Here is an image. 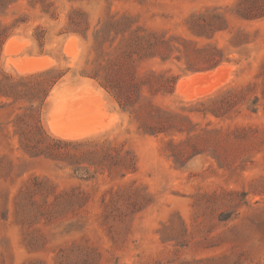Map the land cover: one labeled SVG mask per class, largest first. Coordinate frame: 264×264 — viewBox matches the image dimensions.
Here are the masks:
<instances>
[{
    "label": "rangeland",
    "instance_id": "rangeland-1",
    "mask_svg": "<svg viewBox=\"0 0 264 264\" xmlns=\"http://www.w3.org/2000/svg\"><path fill=\"white\" fill-rule=\"evenodd\" d=\"M45 1L0 10L19 22L0 71L57 80L33 110L0 97V264H264V0ZM29 112L136 170L30 155L14 124ZM34 177L60 207L27 192Z\"/></svg>",
    "mask_w": 264,
    "mask_h": 264
},
{
    "label": "trees",
    "instance_id": "trees-1",
    "mask_svg": "<svg viewBox=\"0 0 264 264\" xmlns=\"http://www.w3.org/2000/svg\"><path fill=\"white\" fill-rule=\"evenodd\" d=\"M20 0H0V10H6L10 5L19 2ZM32 7H36L39 2L42 3V9L49 12V4L45 0H27ZM247 1L257 0H241V4ZM19 25L18 20H15L11 25L0 24V50L5 43L6 39L10 36V30ZM117 25L118 32H122L124 38L125 34L130 31L128 48L134 47L138 41L146 39V35L140 32L139 28H132L129 20L115 24ZM132 51V50H131ZM130 51V52H131ZM139 53V52H138ZM53 69H46L43 71L35 72L29 75H22L14 77L3 71H0V97H4L9 101L3 105L14 104L21 100H27L31 103L30 109L33 110V102L40 101L43 104L48 97L51 89L56 83V79L50 75ZM107 89L114 91L118 94L120 88L113 86L108 82H101ZM25 115L33 117L34 113L18 114L14 120L17 125L16 133L19 136L20 147L28 152L30 155L43 154L54 160L61 161L65 165H70L75 171L86 162L90 167H100L102 164L107 163L110 173H120L122 176L127 172H134L136 170V160L129 150L122 152L121 149L116 147H109L105 149V145L92 140H65L61 138L52 137L47 133L41 124L40 119L34 120L33 124H28ZM29 127L30 129H27ZM69 148H62L61 145ZM94 147V148H92ZM122 172V173H121ZM30 194H42L44 196L54 195L56 197V204L61 206V196L56 194L53 185L47 181L39 180L34 177L33 184L29 185L27 191Z\"/></svg>",
    "mask_w": 264,
    "mask_h": 264
}]
</instances>
